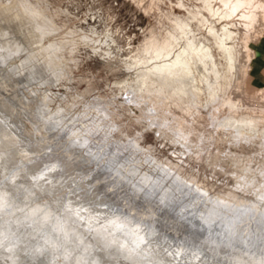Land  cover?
Instances as JSON below:
<instances>
[{
  "label": "clouds",
  "instance_id": "obj_1",
  "mask_svg": "<svg viewBox=\"0 0 264 264\" xmlns=\"http://www.w3.org/2000/svg\"><path fill=\"white\" fill-rule=\"evenodd\" d=\"M264 0H0V264H264Z\"/></svg>",
  "mask_w": 264,
  "mask_h": 264
},
{
  "label": "rangeland",
  "instance_id": "obj_2",
  "mask_svg": "<svg viewBox=\"0 0 264 264\" xmlns=\"http://www.w3.org/2000/svg\"><path fill=\"white\" fill-rule=\"evenodd\" d=\"M243 74L246 79L254 78L257 83L264 81V51L246 48Z\"/></svg>",
  "mask_w": 264,
  "mask_h": 264
}]
</instances>
